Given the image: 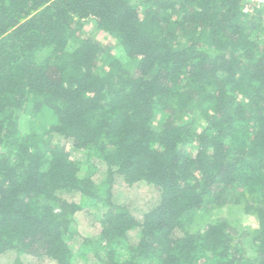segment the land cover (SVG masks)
Wrapping results in <instances>:
<instances>
[{
  "label": "trees",
  "instance_id": "16d2710c",
  "mask_svg": "<svg viewBox=\"0 0 264 264\" xmlns=\"http://www.w3.org/2000/svg\"><path fill=\"white\" fill-rule=\"evenodd\" d=\"M243 2L0 0V264H264V7ZM231 205L258 226L213 217Z\"/></svg>",
  "mask_w": 264,
  "mask_h": 264
},
{
  "label": "rangeland",
  "instance_id": "374dc122",
  "mask_svg": "<svg viewBox=\"0 0 264 264\" xmlns=\"http://www.w3.org/2000/svg\"><path fill=\"white\" fill-rule=\"evenodd\" d=\"M84 30L87 35L109 46L112 54L118 57L124 64H127L128 66L130 65L128 57L126 56L125 52L121 49V47L118 45V42L115 40V38L109 36L106 33L97 31L92 22H88L86 26L84 27ZM31 118H32V115H25L24 118L22 119L24 130H27L29 128V122ZM189 118H195L197 120L200 119L196 111L194 112L191 111L188 113V117L186 119L182 120L181 118H179V120L186 121ZM66 145H67V148L69 149L70 145L68 143ZM72 155L74 157H81L80 152L75 151V150L72 152ZM213 217L214 218H220V217L228 218V220H230L233 223V225H235V227L237 228V231L240 232L241 235H243L242 233L246 232L248 229L256 228L258 226L257 218L253 216L252 214L245 213L242 210V208L240 206L238 207L237 205L226 206L220 210H217L213 213ZM244 241H245V246L248 250V253L250 255H254L255 253L252 250L251 239L249 237L244 238ZM90 262L92 263V260ZM76 264H85V263L82 262L80 259V261H77Z\"/></svg>",
  "mask_w": 264,
  "mask_h": 264
},
{
  "label": "built area",
  "instance_id": "2783aa9c",
  "mask_svg": "<svg viewBox=\"0 0 264 264\" xmlns=\"http://www.w3.org/2000/svg\"><path fill=\"white\" fill-rule=\"evenodd\" d=\"M244 12L252 14L257 9L264 7V0H244Z\"/></svg>",
  "mask_w": 264,
  "mask_h": 264
}]
</instances>
